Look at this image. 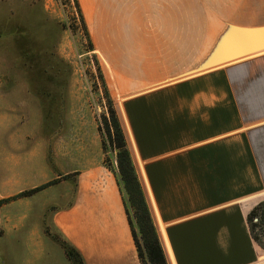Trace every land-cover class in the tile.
Returning <instances> with one entry per match:
<instances>
[{
    "label": "crops",
    "instance_id": "1",
    "mask_svg": "<svg viewBox=\"0 0 264 264\" xmlns=\"http://www.w3.org/2000/svg\"><path fill=\"white\" fill-rule=\"evenodd\" d=\"M79 1L86 21L92 1V21L113 24L101 49L116 75L132 149L176 264H264L247 221L264 195V53L190 74L180 44L147 41L151 19L164 16V0ZM211 44L203 53L212 52ZM6 98L0 102V198L54 178H61L62 192L42 206L46 189L13 201L18 222L7 230L23 231L29 221V230L44 232L48 217L49 228L78 249L85 264H143L118 167L104 162L97 128L74 115L58 144L49 137L54 130L37 125L36 106L32 124L30 104L24 119L21 105L7 106ZM31 237L29 245H38ZM38 237L53 250L49 236Z\"/></svg>",
    "mask_w": 264,
    "mask_h": 264
},
{
    "label": "rangeland",
    "instance_id": "2",
    "mask_svg": "<svg viewBox=\"0 0 264 264\" xmlns=\"http://www.w3.org/2000/svg\"><path fill=\"white\" fill-rule=\"evenodd\" d=\"M170 1L164 0L165 5L160 9L164 16L160 22L157 23L156 19L149 22L147 41L149 46L168 45V42L180 44L185 52L182 54V65L191 69L187 72L190 74L198 71L199 67L203 68L233 26L264 24V0H176L175 8L169 5ZM94 7L92 1L86 7L91 17L86 21L79 0H0V102L6 96L7 106L19 103L24 119L30 104L32 124L37 119L34 113L36 106L37 125L48 129V132L54 130L49 137L57 139L58 144L62 137L60 131L67 125L66 119L83 114L86 128H97L101 134L104 162L107 166L118 167V149L108 137L111 124L109 107L112 106L159 231L121 112L120 103L124 101L118 94L117 78L106 64L104 58L107 56L101 49L108 44L107 33L113 31V24L92 21ZM161 30L167 32L165 39L154 37ZM94 39L97 40L96 46ZM179 40L181 43H178ZM210 43L214 48L207 55L203 52ZM73 121L75 126L77 122ZM26 125L27 122L22 127ZM60 181L61 178H54L34 188L37 191H23L29 192L27 195H21V192L0 198L5 199L0 208V218H4L3 222L0 220L3 232L0 236V264H81L73 263L67 257L64 249L66 242L49 228L48 217H45L44 232L29 230V221L24 222L23 231L7 230L18 222L12 219L17 208L10 206L13 201L46 189L43 199H39V206H42L47 198L62 194L57 185ZM126 198L129 215L139 237L134 207L127 193ZM262 199L264 195L259 200ZM35 226L39 227L37 223L31 227ZM39 234L49 236L53 250L40 242ZM31 235L36 236V241H33L39 242L38 245H29ZM46 254H50L49 258H41Z\"/></svg>",
    "mask_w": 264,
    "mask_h": 264
},
{
    "label": "trees",
    "instance_id": "3",
    "mask_svg": "<svg viewBox=\"0 0 264 264\" xmlns=\"http://www.w3.org/2000/svg\"><path fill=\"white\" fill-rule=\"evenodd\" d=\"M111 124L108 129L110 142L118 149L117 161L120 181L124 191L128 194V200L134 207V218L138 225L139 237L135 230L134 222L129 215V221L133 232L139 257L143 264H169L167 254L161 240V236L154 222L153 214L142 192V184L136 172L135 163L131 157L127 142L113 107H109ZM113 130V132H112ZM33 191H37L34 189ZM31 191V192H33ZM23 192L21 195H27ZM5 199H0V208ZM127 212L129 214L128 208ZM250 232L255 242L264 249V199L259 200L247 216ZM0 229V236L2 235ZM64 246L67 257L74 263L85 264L82 254L66 240Z\"/></svg>",
    "mask_w": 264,
    "mask_h": 264
},
{
    "label": "water",
    "instance_id": "4",
    "mask_svg": "<svg viewBox=\"0 0 264 264\" xmlns=\"http://www.w3.org/2000/svg\"><path fill=\"white\" fill-rule=\"evenodd\" d=\"M264 53V24L254 26H233L218 45L211 59L203 66V69L220 66L237 60H242ZM147 193L150 198L153 213L155 215L161 239L168 257L169 264H176L173 259L165 232L161 225L157 208L154 204L146 180H144Z\"/></svg>",
    "mask_w": 264,
    "mask_h": 264
}]
</instances>
